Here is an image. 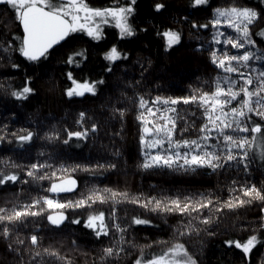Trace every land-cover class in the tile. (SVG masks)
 I'll return each instance as SVG.
<instances>
[{"label": "snow or ice", "instance_id": "snow-or-ice-1", "mask_svg": "<svg viewBox=\"0 0 264 264\" xmlns=\"http://www.w3.org/2000/svg\"><path fill=\"white\" fill-rule=\"evenodd\" d=\"M189 3L194 8L210 7L209 17L199 22L188 16H173L170 19L174 26H163L161 31L162 26L156 25L155 34L163 39V50L168 54L181 45L185 24L190 25V36L192 30H209L207 37L194 36L198 41L194 51L207 53L216 75L204 81L197 78V85H189L185 95L162 94L159 90L154 96L146 95L139 88L153 62L148 58L145 65L138 59L135 63L141 67L140 79L125 81L118 98V103L125 106L113 103L101 107L108 108L109 119L120 121V131L112 134L119 136L130 110L128 105H135L142 156L138 168L184 174H235L217 190L131 192L127 187L95 182L79 186L76 173L103 176L117 167L111 160L86 158L78 162L71 156L46 154L43 149L31 162L15 155H0V186H20L11 200L5 199L0 205V239L19 256V264H74L69 251L52 243L43 245L39 234L43 221L56 230L68 225L87 230L86 234L101 244L92 264H120L132 255V249H138V254L129 264H203L189 246L193 235L216 236L229 213L253 204L261 215L247 223L237 217L232 224L236 234H229L223 243L240 250L241 264H247L245 258L258 245L264 247V0H255L254 4L248 0H223L215 7L209 0ZM0 6L11 14L17 26L15 32L0 33V64L17 70L22 67L20 57L28 66L38 67L56 48L75 40L76 34L101 41L106 26H112L118 30V37L126 40L146 31L136 22L137 0H108L100 6L92 0H0ZM153 7L160 12L166 9V3L158 0ZM87 55L84 47H72L64 63L79 68ZM129 55L128 50L113 43L102 53L107 62L105 75L80 80L68 71L71 86L65 89L66 96H96L108 86V75L116 70L127 75ZM24 75L22 85L17 86L5 78L0 91L18 102L28 100L36 91L32 86L34 76L26 70ZM15 117L16 113L11 112L0 120V149L7 146L12 153L25 150L35 139L71 147L73 143L94 140L100 132L99 122L87 110L78 113L75 129L52 125L45 130L39 124L35 129L11 128ZM119 154V149L114 148V155ZM30 185L37 186L36 195L27 192L25 186ZM225 188L227 195L223 194ZM128 205L134 206L132 213ZM154 217L165 222L175 219L169 225L171 235L139 244L135 227L154 225ZM30 225L31 231L25 234ZM80 247L76 240L72 241V250ZM83 255L87 264L88 254Z\"/></svg>", "mask_w": 264, "mask_h": 264}, {"label": "trees", "instance_id": "trees-1", "mask_svg": "<svg viewBox=\"0 0 264 264\" xmlns=\"http://www.w3.org/2000/svg\"><path fill=\"white\" fill-rule=\"evenodd\" d=\"M108 0H92L97 6L104 5ZM158 0H137L136 22L146 31L139 32L137 36L121 40L118 37V30L110 26L105 29V37L101 41H92L91 38L83 34H76L75 40L63 43L62 47L56 48L47 61L40 66H28L23 63L21 69H12L0 64V83L5 78L14 86L22 85L25 79V70L28 74L34 76L32 86L36 89L29 99L18 102L15 98L6 96L0 91V120L15 112L16 117L12 120L11 128H32L35 129L39 124L42 129H48L52 125H67L75 129V120L78 113L87 110V114L98 121L100 132L97 137L90 139L86 143L77 145L73 143L71 147L53 146L46 144L45 141L35 139L31 146H26L25 150L12 153L7 150V146L0 149V155H15L24 161L31 162L37 158V153L44 150L55 152L61 156H71L76 161L81 162L86 158L93 160L100 159L111 160L117 164L115 169H109L103 176H91L84 172L76 173L79 186L82 187L85 182H95L101 185L118 186L121 189L127 187L131 192H158L164 189L166 192H176L178 190L196 191V190H217L233 177L234 172L220 174H206L204 171L197 173L184 174L183 172H172L166 169L144 170L137 167L142 159L139 145V121L136 120L135 105H128L130 110L126 113L123 121V130L121 135L113 136L116 131H120L121 123L117 120L109 119V110L102 105L125 106L118 103V98L123 90L125 81H135L140 79V64L135 63L138 59L146 65L148 58L152 60V67L148 73H145L146 80L141 84L139 91L144 94L154 96L159 90L162 94L185 95L189 92V85L196 86L200 81L210 80L216 75V70L207 58V53L201 54L194 51L198 41L194 36L200 34L204 37L209 35V30H201L197 33L192 30V36L189 35L190 25L183 26V40L181 45L176 47L170 53L165 54L163 50V39L155 34L156 25H171V17L188 16L189 20L195 19L204 22L210 15L211 8L207 6L192 7L189 0H163L166 3V9L156 12L153 5ZM254 4L255 0H248ZM212 7L222 4L223 0H209ZM174 26V25H171ZM17 31L16 23L10 13L0 6V33ZM116 43L119 47L129 51V59L126 62V73L116 70L113 75L106 77L108 86L104 87L96 96L85 94L84 97L68 98L65 89L71 86V81L67 78V72L72 71L75 78L97 79L105 75L104 68L107 62L103 59L102 53L107 50L111 44ZM147 45V47H145ZM82 46L87 50V59L81 63L79 68L64 63L67 51L72 47ZM18 56V54H17ZM128 94L132 95V90L128 89ZM111 97V99H109ZM126 103V102H125ZM185 108L187 106H184ZM183 115V112H181ZM199 116V112L196 113ZM190 119L196 117L189 116ZM92 121L89 122V124ZM200 123L197 120V125ZM114 148L119 149L120 154L114 155ZM259 180L260 173H256ZM45 187L47 182H44ZM19 185L0 186V205L5 199L11 200L12 194L19 191ZM27 192L36 195L37 186H25ZM23 193L21 196L27 194ZM227 195L226 188L223 192ZM68 196V195H64ZM129 213L133 212L134 206H127ZM136 211H141L136 209ZM123 215V212H121ZM261 215L259 207L256 204L239 208L228 214L223 223L219 226V232L214 237L193 235L189 241V246L193 252H196L203 261V264H241L242 253L234 246L229 248L223 241L229 238V234L235 235L236 230L232 228L233 221L240 218L242 222L253 221L254 218ZM176 221L168 218L165 222L162 218L154 217V225L136 226L134 229L135 240L139 244L148 243L154 239L168 238L171 235L169 225ZM32 226L25 232L31 231ZM43 230L39 233L43 236V245L61 248L69 251L74 258V264H86L85 256L87 253V264H92L94 256L101 248L91 235L86 234L82 226L68 225L66 228L56 230L47 226V221H43ZM76 240L80 244L78 250H72V241ZM203 242V245L202 243ZM106 243V241H105ZM263 247L257 246L248 258H245L247 264H261ZM132 255L120 261V264H129L133 256L138 254V249H132ZM27 259V257H25ZM0 264H19V256L10 251L7 243L0 239Z\"/></svg>", "mask_w": 264, "mask_h": 264}, {"label": "rangeland", "instance_id": "rangeland-1", "mask_svg": "<svg viewBox=\"0 0 264 264\" xmlns=\"http://www.w3.org/2000/svg\"><path fill=\"white\" fill-rule=\"evenodd\" d=\"M107 27H110V26H107ZM262 256L264 257V248H263V250H262Z\"/></svg>", "mask_w": 264, "mask_h": 264}, {"label": "water", "instance_id": "water-1", "mask_svg": "<svg viewBox=\"0 0 264 264\" xmlns=\"http://www.w3.org/2000/svg\"><path fill=\"white\" fill-rule=\"evenodd\" d=\"M61 196H64V195H70V194H60Z\"/></svg>", "mask_w": 264, "mask_h": 264}, {"label": "built area", "instance_id": "built-area-1", "mask_svg": "<svg viewBox=\"0 0 264 264\" xmlns=\"http://www.w3.org/2000/svg\"><path fill=\"white\" fill-rule=\"evenodd\" d=\"M264 248V247H263Z\"/></svg>", "mask_w": 264, "mask_h": 264}]
</instances>
